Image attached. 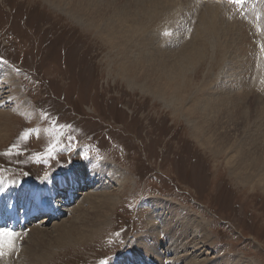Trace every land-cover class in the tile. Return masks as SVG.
Wrapping results in <instances>:
<instances>
[{"label": "rangeland", "instance_id": "374dc122", "mask_svg": "<svg viewBox=\"0 0 264 264\" xmlns=\"http://www.w3.org/2000/svg\"><path fill=\"white\" fill-rule=\"evenodd\" d=\"M73 1L84 10L91 3ZM120 1L128 4L130 0ZM263 4L264 0H259L247 14L241 12L248 15V20L239 18V12L224 2V8L218 6L220 16L229 19L230 24L225 22L224 26H230L235 40L231 36L230 42L237 53L231 46L225 47L223 39L207 40L204 36L216 20L214 10L218 8L213 0H162L151 14L137 11V16L128 21L136 41L161 52L178 53L190 46L199 49L200 41L207 40L204 61L188 73L192 83L188 93L198 101L192 103L190 95L183 94L186 103L179 102L176 110L130 86L121 74L119 59L124 57L115 56L120 47L107 43L99 33L103 28L78 25L45 0H0V56L5 58L0 67L13 71L5 78L8 88L0 97V163L13 167L0 166L2 205L5 200L17 206L10 196L16 189L28 191L22 188L24 182L47 183L60 174L71 173L84 160L107 163L106 192L118 197L107 216V225L100 224L95 236L85 242L53 234L36 239L30 232L44 221L49 230L65 220L69 225L75 204L62 209L65 213L59 219H42L28 230L24 228L26 231L4 230L11 233L12 246L7 243L8 237L0 235V264H109L115 257L128 252L132 255L138 244L155 246L149 233L153 228L150 220L164 226L171 207L186 222L197 221L198 228L189 224L188 233L180 241H186L183 252L177 247H158L156 255L142 248L144 258L133 255L131 264L144 259L155 264H264V183L259 184L257 176L251 177L246 167L240 171L237 168L245 161L242 152L254 150L258 144L262 149L258 158L264 162V136L253 126L257 107L253 94L248 95L246 108L234 123L222 118L226 125L221 132L229 142L209 139V145L204 140L207 130L200 137L189 122V113L194 110L200 115L206 112L201 116L211 125L214 109L197 107L205 104L202 102L208 91L224 92L225 86L237 79L242 70L236 63L247 49V53L255 52L253 59L264 60ZM260 29L261 34L257 32ZM235 34L247 35L240 42L242 46ZM139 49L136 46L130 52L139 53ZM252 130L255 136L248 137ZM61 131L66 134L57 133ZM19 181L23 184H16ZM99 187L96 184L80 192L97 193ZM258 198L262 203L257 205ZM36 203L38 200L33 199L31 206L39 207ZM86 207L90 209V204ZM164 211L165 218L160 217ZM1 212L9 216L12 210ZM166 235L162 229L157 237L166 242ZM181 255L183 262L179 263Z\"/></svg>", "mask_w": 264, "mask_h": 264}, {"label": "bare ground", "instance_id": "6f19581e", "mask_svg": "<svg viewBox=\"0 0 264 264\" xmlns=\"http://www.w3.org/2000/svg\"><path fill=\"white\" fill-rule=\"evenodd\" d=\"M88 1L91 2L90 4H86V8L88 10H84L83 6H80V4L77 1L45 0V2L51 5V7L62 12L63 14H66V16L73 19V21L77 22L78 25H82V26L86 25L94 29H98L100 27L103 28V30H101V32L99 33H101V36L106 37L105 39L107 43L111 44L112 45L111 47H116V48L120 47V48H117V50H119L120 52L116 53L115 56L119 57V55H123L124 58L119 59V61H121L119 63L121 74L124 75L123 77H125V79L128 81L130 86L140 89L143 93L151 95L152 97L158 99L164 105H167L169 107H175L176 110H178L180 107V105H178L179 102L182 103V101H184L186 103L185 101L186 99L183 98L182 96L183 94H185L186 96L190 95V98H191L190 102L192 103H196L198 101V97H195V95L192 93L190 94L188 93L191 87L190 84H192L191 79L188 76V73L190 69H192L191 67H196L198 64H201L204 61V56H206L207 49H208L206 41L210 40L212 37L214 38L218 37V38L223 39L222 42L225 45V47L231 46L232 49L235 47V45L233 47L232 41L230 42L231 38H229L231 36L232 38L234 37L231 33L230 26L228 25L227 27L224 26L225 22L226 24H230V23H227L229 22V19L225 21L224 16H220V13H219V9H220L219 7L224 6L223 2L221 1L216 2L217 4L216 7L218 9L214 10V8H212L214 10L216 20L212 24H209L207 28V29L210 28V31H206L204 35L207 40L200 41L199 49L196 46L189 47L190 45L189 43L188 49L182 52H178V53H168L167 51L161 52V51H158L156 48H151L148 46L145 47L144 42H142L139 39H137L139 41L135 40L134 38L135 35L133 36L129 32L130 29L127 26L128 21L130 19L132 20L133 18L137 16L136 15L137 11L142 12V15L151 14L152 12L156 10L155 7H157L158 5L162 3V0H130L128 1V4H126L127 2L123 4L120 0H87V2ZM262 8L263 7H261V9ZM206 16L208 15H205V17ZM82 17L85 18V20H83ZM200 28L202 29V27ZM234 28L233 30H235ZM117 33H119V38H117L118 36ZM246 34H243L240 36L235 34V37H238L235 39L237 41L240 40L238 42L239 45H241L240 42L248 38L247 35L249 34L247 35ZM167 43L169 45H172L171 44L172 42L170 43L169 41H167ZM136 46L140 48L139 53H135V54L131 53L130 51L133 49V47H136ZM233 50L235 53H237L236 48ZM249 50L250 49H247L245 52V55L244 54L242 55V59L240 60L237 59L240 62L239 64L238 62L236 63L238 65L237 69L242 70L240 74L238 73L239 70L236 72L238 73L237 79H235L234 82L230 83L229 86L226 85L225 86L226 91L224 92L219 91V90H214L213 92L208 91L202 102L205 104H202L201 106L197 107L198 109L203 108L207 111H208V108L214 109V112H213L214 114L212 113L214 117L211 121L212 122L211 125H207V122L204 121L201 116L203 113H206V112H201V115H200L196 111L191 110V112L189 113V120H190L189 122H191V124L193 123L192 127L194 128V131H196L200 137L203 136L204 130L205 129L207 130L206 137H204V140L209 145L212 144V142L209 139L221 140V138H224L225 141L229 142V140L225 138L227 136L222 134L221 132V130L224 129L226 125L225 122L222 121V118L229 119L231 123H234L233 119L240 116V114H243L241 110H244L246 108V104H247L246 99L248 95H250V93L253 94L254 102L257 104V107L254 110L255 117L253 119L255 121L253 122L254 124L253 126L257 128V131H261L262 133L261 135L264 136V94H263L264 93V60L262 61L260 59H253L254 58L253 55H255V52L254 51L250 52L252 53V55H250V53H247ZM256 50L258 51V49ZM231 54L234 55V53H231ZM232 57H235V55ZM230 64L232 63L230 62ZM167 67L170 69L166 71ZM116 69H118V67H116ZM164 69L166 71L165 73L163 72ZM12 72H13L12 70H7L6 66L0 67V97H3V94L1 95V91H4L5 88H8L7 85H4L5 78L7 77L8 74ZM8 84L10 83L8 82ZM182 84L184 87H182ZM252 86L255 88H252ZM261 89L262 91H260ZM255 90L259 92L257 93V91ZM179 91H182V94ZM181 106L184 107L185 105L181 104ZM222 110L223 111L226 110V111L223 112ZM247 115L248 113L246 114V116ZM205 117L207 118L209 117V115L206 114ZM191 118L193 120H191ZM248 129H250V127ZM253 131L254 130H252L251 132L252 134H250L248 137L255 136L254 134L256 133L253 134ZM260 146L261 144L260 145L258 144L254 147V150L247 151V153L242 152V157L245 159V161L241 163L240 167H237V168H239V171H240L241 169L246 167V169H248V172H250L251 177L255 178V176H257L256 179L259 180L258 183L263 184L264 183V173L262 172L261 169H264L263 168L264 162L258 158V155L260 151L262 150ZM212 150L216 151L217 148H213ZM219 150H220V153L223 154V149L219 148ZM105 170H108V165L104 161L97 162V161H92V160H84L82 163L78 164L75 170H73L71 173H69L68 175L62 176L59 181L54 180L51 183H49V185L51 186L50 192H48L46 188L49 185H40V187L36 188V186L39 184H33L32 187L26 188V190L28 191L36 190L34 199L38 200L39 203H36V204H39V207H37V205L36 206L33 205V207H36L37 209L50 207L52 210L57 211L58 214L63 216V213L65 212L63 211L60 212L57 209V207H54L51 203L43 201L41 198H44L46 194L52 195L55 192L59 191V187L61 189L64 186L68 188L75 186L77 188L76 192H78L81 186L85 187V185L88 186L91 184H92L91 188L93 187V185H96V184L100 186L99 187L100 191L96 190L97 193L95 192H90L88 194H84L81 192L77 193V195L82 197V200L81 198L80 200L78 198L77 201H75L74 203L75 207H73L71 210L72 213H74V217H72V220L70 221L69 225L66 224L67 221L65 220V222H63L62 224H58L55 228L49 230L48 224H46L44 221L41 226L35 225L32 227V231H30L32 235L36 236V239L38 238L44 239L50 234H53L54 236H58V238L62 237L65 240H75V241H84V242L87 239L92 238V236L97 231H99L97 230V227L100 226V224L104 225L107 223V216L109 215L110 211L113 209L116 201L118 200L117 194L114 195L112 193L106 192L105 185L107 184V181L105 180V174H106ZM258 171L260 172L258 173ZM240 175H241V172H240ZM249 179H252V178H249ZM244 180H247V179H244ZM20 182L22 181L17 182V184L18 185L23 184ZM75 187H73L72 190ZM45 203L48 204V206H44ZM86 204H90V209L86 207ZM165 205L168 206V209L171 207L167 204V202ZM63 207H65L64 210H66L67 206H63ZM5 213L4 214L3 212L0 213L1 221H4L8 218V216ZM12 213L13 211L10 212L9 215H11ZM42 213L44 212H41L39 214L41 215ZM165 215H166V211L161 212L159 214L160 217H164V218H165ZM168 215H171V216L170 218L166 217L168 218V223H165L164 226H160L157 223H155L154 219H151V220L149 219L151 222V226L153 227L151 228L152 232L149 231V233L151 234V239L156 241L155 246L147 245V247L145 248L146 243L142 244L141 246L140 244H138L136 247V250L132 252L133 253L132 255H130L131 253L128 252L121 257H115L118 260L113 259V261L109 264H121L122 262H125V261H126V264H131L132 257H134L133 255L137 256L139 259H142L144 258V255L141 253L142 248L146 252H151L156 255H159L157 251L158 247H161L164 250L166 249L173 250L177 247L180 250H182L185 247V242H186L184 241L180 243V241L182 240V237H184V235L188 233V230L190 229L189 224L195 225L198 228L196 224L197 221L194 222L191 219L189 222H186L185 218H181L177 216V212L174 211L173 207L169 209ZM149 218H152V216H150ZM42 219H45V217H40L36 222H39ZM162 229H163L164 234L165 235L167 234L166 236H169V240H167L166 242L161 240V238L157 237L159 232ZM4 232L6 231L0 230V233H4ZM176 232L178 233L177 235H176ZM142 239H147V238L143 236ZM167 243H170V244H167ZM166 252L167 251H165L164 253ZM164 253L162 254L164 255ZM177 255H180V254L177 253L176 256ZM181 257L183 256L181 255L177 259L179 263L183 262L181 260ZM144 264H155V262L152 261L151 259H144ZM193 264H196V263H193Z\"/></svg>", "mask_w": 264, "mask_h": 264}, {"label": "trees", "instance_id": "16d2710c", "mask_svg": "<svg viewBox=\"0 0 264 264\" xmlns=\"http://www.w3.org/2000/svg\"><path fill=\"white\" fill-rule=\"evenodd\" d=\"M3 166H5V167H9V168H10V165L7 164V163H4ZM233 195H234L235 198H238V196H237L235 193H233ZM217 196L219 197L220 195H217ZM226 199H227V196L225 197V205L227 204ZM261 200H262V199H259V198H258L257 205H258L259 203H260V204L262 203ZM221 203H223L222 200H221ZM231 203H233V202H231ZM234 203H237V202L234 200ZM237 204H238V203H237ZM221 205H222V204H221ZM238 205H240V204H238ZM240 206H241L243 209L245 208L244 205H240ZM248 213H249V212H248ZM248 213H247V214H248ZM247 214H246V215H247ZM248 217L250 218L251 215L249 214ZM253 218H254V217H253ZM254 219H255V218H254ZM249 220H251V218H250ZM252 221H253V220H252Z\"/></svg>", "mask_w": 264, "mask_h": 264}, {"label": "snow or ice", "instance_id": "6c2138e0", "mask_svg": "<svg viewBox=\"0 0 264 264\" xmlns=\"http://www.w3.org/2000/svg\"><path fill=\"white\" fill-rule=\"evenodd\" d=\"M0 235H3V236H5V237H8L7 243L9 244V246H12V241H11V239H10V237H11V233H7V232H5V233H0ZM2 254H3V253L0 252V255H2Z\"/></svg>", "mask_w": 264, "mask_h": 264}]
</instances>
